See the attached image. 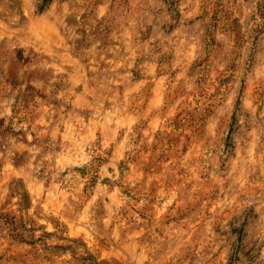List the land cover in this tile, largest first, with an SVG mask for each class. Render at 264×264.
I'll use <instances>...</instances> for the list:
<instances>
[{"label": "rangeland", "instance_id": "obj_1", "mask_svg": "<svg viewBox=\"0 0 264 264\" xmlns=\"http://www.w3.org/2000/svg\"><path fill=\"white\" fill-rule=\"evenodd\" d=\"M0 264H264V0H0Z\"/></svg>", "mask_w": 264, "mask_h": 264}]
</instances>
